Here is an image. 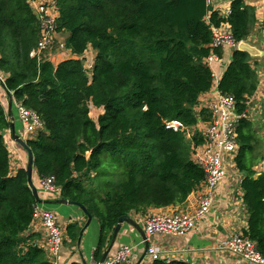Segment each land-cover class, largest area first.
Wrapping results in <instances>:
<instances>
[{"label": "trees", "instance_id": "16d2710c", "mask_svg": "<svg viewBox=\"0 0 264 264\" xmlns=\"http://www.w3.org/2000/svg\"><path fill=\"white\" fill-rule=\"evenodd\" d=\"M33 1L0 0V74L6 90L42 121L27 140L39 176L52 178L61 199L83 204L99 219L98 263L121 216L184 204L203 184L205 171L194 153L205 138L194 128L211 116L197 107L214 83L206 61L213 27L228 23L238 43L248 41L256 9L232 0L225 17L207 0H54L56 31L73 56L56 65L48 54H33L41 37ZM90 48L91 75L84 63ZM215 53L221 57L222 49ZM258 85L252 56L234 50L218 84L221 94L233 96L243 114ZM92 107L104 110L97 121ZM10 124L0 102V264H53L25 235L38 199L27 169L11 174L2 134ZM254 127L251 118L239 119L235 164L244 175L243 234L264 256V172L254 169ZM80 230L79 223L69 224L68 239L77 242Z\"/></svg>", "mask_w": 264, "mask_h": 264}, {"label": "crops", "instance_id": "0c3cea01", "mask_svg": "<svg viewBox=\"0 0 264 264\" xmlns=\"http://www.w3.org/2000/svg\"><path fill=\"white\" fill-rule=\"evenodd\" d=\"M37 1L40 2V0ZM244 1L247 5L255 7L258 18V23L246 42L257 47L262 52V55H251L252 63L258 71L259 85L252 97L249 110V115L254 121V128L257 130L259 137V143L256 146V165L254 166L256 175H258L264 172V27L262 26L264 0ZM231 2L232 0H211L210 6L214 10L224 13L231 7ZM61 40H64L63 36ZM232 56L233 50L231 48H223L222 56L210 65L214 75L213 87L209 92L201 95L197 111L200 112L202 108H209L211 103L216 101L221 95L218 84L231 62ZM71 57H73L71 52L66 54L61 51L54 54L48 53V58L56 65ZM0 78L4 79L1 74ZM1 79L0 102L5 108L8 120L15 124L16 133L27 141L35 137L37 130L27 132L17 109V101L13 94L6 90ZM98 111L97 117L91 114L95 121L104 112L103 108H99ZM207 122L200 121L194 129L202 131L206 127ZM5 131L4 137L10 152L11 174L14 175L18 169L27 168L29 156L27 150L14 139L11 126ZM262 155L263 158L260 159ZM226 171V178L215 190V201L211 211L197 221L195 229L183 235H156L151 238L150 244L156 245L161 249V255L158 259L165 264L173 262L180 264H249L242 257L220 249V245L225 239L235 234L243 233L244 229L248 227V212L243 202V191L241 189V181L244 175L237 169L235 164L231 163L226 164ZM32 179L42 200L61 199L60 193L45 190L43 178L39 176L35 167H33ZM203 191L204 187L201 185L189 195L184 204L150 209L146 214L132 213L130 216L145 231L144 221L149 215L194 212L199 206L200 196ZM37 205L40 208L49 209L57 213L64 233V242L58 257L54 259L46 251V260L54 264H74L76 262L82 263V260L85 259L87 264H99L94 259V252L98 247L101 234V225L97 217H92L91 223L86 226L81 244L78 246L76 245L77 242H71L68 239L66 228L71 223H79L81 229L86 225L88 217L82 209L76 205L62 203L38 202ZM25 235L32 236L35 243L46 250L47 233L39 220H35L32 223ZM124 245L131 247V253L129 260L122 264H154V260L149 254L144 257L145 242L140 231L129 223L123 224L109 257L115 256ZM143 257L144 259L142 260Z\"/></svg>", "mask_w": 264, "mask_h": 264}, {"label": "built area", "instance_id": "2783aa9c", "mask_svg": "<svg viewBox=\"0 0 264 264\" xmlns=\"http://www.w3.org/2000/svg\"><path fill=\"white\" fill-rule=\"evenodd\" d=\"M207 1L210 5L211 0ZM33 6L41 23V37L33 54L38 56L47 55L57 41L56 19L59 13L54 0H51L50 3L34 0ZM230 13L231 7L221 14L227 17ZM213 31V41L210 45L212 51L206 59L209 65L220 58L215 53L216 49L229 47L234 51L239 46L228 23H223L219 27L214 26ZM60 47L63 49L62 52L64 54L70 52L66 48L64 40L60 42ZM94 63L95 58L91 66L86 67L89 69L90 75V70ZM2 80L4 81L3 78ZM251 102L252 97L248 100V111L243 114L237 112L235 99L231 95L221 94L216 101L211 103L208 108L211 113L210 120L207 122L206 127L200 131L205 138V142L198 146L194 153L195 161L205 171V180L202 184L204 191L200 196L199 206L194 212L158 213L147 216L144 221V228L149 242L156 235L186 234L195 229L197 221L211 211L215 201V190L227 175L226 164H235V157L239 150L237 137L239 119L242 117L252 119L249 115ZM17 109L27 132H34L41 128L42 121L37 113L27 109L18 102ZM176 124L174 123V125ZM43 181L46 191L60 193L52 178H45ZM35 220L41 222L47 233V253L52 258H57L64 242V233L57 213L36 205L33 222ZM220 249L242 257L249 264H264V256L258 250L256 243L243 233H238L225 239L221 243ZM130 253L131 247L124 245L115 256L108 257L104 264L125 263L129 260ZM148 253L153 260H156L161 255V249L156 245L150 244Z\"/></svg>", "mask_w": 264, "mask_h": 264}, {"label": "water", "instance_id": "95a60500", "mask_svg": "<svg viewBox=\"0 0 264 264\" xmlns=\"http://www.w3.org/2000/svg\"><path fill=\"white\" fill-rule=\"evenodd\" d=\"M237 49L238 50H241V51H246V52H248L252 56L262 55V52L257 47L249 44L246 41H241L239 43V46H238ZM1 81H2V83L4 85V81L2 79H1ZM10 126H11V130H12L14 139L18 143H20L27 150V152H28V156L29 157H28V165H27V168H26L27 171H28V184H29L30 188L32 189L33 194L38 199V202H45V203H50V204H60V203H62V204H72V205H76V206L80 207L82 209V211L87 215V217H88L87 223L80 230L79 238H78V241L76 243V245L80 246L81 240H82V237H83L84 230H85L86 226H88L91 223V221H92V215L88 212V210L86 209V207L83 204L79 203V202H75V201L67 200V199H56V200L48 201V200H42L40 198L38 189L34 185L33 179H32V176H33V167H34V154H33L32 150L29 148V146L27 145V141L25 139H23L20 135H18L16 133V131H15V124L13 122H11ZM2 134L5 135L6 134V131H3ZM124 223H129L130 225H132L133 227H136L140 231V233H141V235H142V237L144 239V242H145V252H144L145 255H144V257L147 254H149L148 252H149L150 242L147 239V236H146L145 231L142 229V227L135 220H133V218L130 215H123V216H121L118 219V223H117V225L115 227V230H114V233H113V236H112L111 243L107 247V249L105 250V252H104L101 260L99 261V264H104L106 262V260L108 259L109 255L111 253V250L113 249V246L115 244L117 235L121 231V228H122V226H123ZM144 257L142 258V260L144 259ZM82 263L83 264H87V261L85 259H83L82 260Z\"/></svg>", "mask_w": 264, "mask_h": 264}, {"label": "rangeland", "instance_id": "374dc122", "mask_svg": "<svg viewBox=\"0 0 264 264\" xmlns=\"http://www.w3.org/2000/svg\"><path fill=\"white\" fill-rule=\"evenodd\" d=\"M40 1H42L44 3H50L51 0H40ZM61 39H62L61 34H57L56 44L54 45L53 49H51V51H49V53H53L54 54V53H58L60 51L62 52L63 49L60 47V42L62 41ZM84 58H85V62H84L85 63V66L86 67H90L91 64H92V62L94 61V58H95V52H94V50L90 48L86 52ZM98 110H99V108L92 107V113L91 114L94 117H97V114L99 112Z\"/></svg>", "mask_w": 264, "mask_h": 264}]
</instances>
